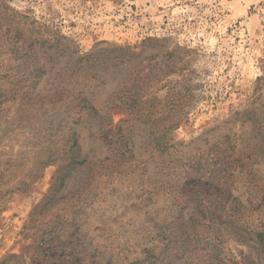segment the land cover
<instances>
[{
  "label": "rangeland",
  "instance_id": "rangeland-1",
  "mask_svg": "<svg viewBox=\"0 0 264 264\" xmlns=\"http://www.w3.org/2000/svg\"><path fill=\"white\" fill-rule=\"evenodd\" d=\"M263 226L264 0H0V264H264Z\"/></svg>",
  "mask_w": 264,
  "mask_h": 264
},
{
  "label": "trees",
  "instance_id": "trees-1",
  "mask_svg": "<svg viewBox=\"0 0 264 264\" xmlns=\"http://www.w3.org/2000/svg\"><path fill=\"white\" fill-rule=\"evenodd\" d=\"M118 50L121 51L123 49L119 48ZM150 78L151 77L149 75H147L145 77V79H147V80H149ZM134 89L135 90H134V92L131 95L132 96L131 97L132 98V103L128 106V108H132L133 110H138V106L140 105V104H138V102H140V100L137 101V97H135V96H137V93L140 92L141 86L135 85ZM77 100H79L80 102L81 101L85 102L87 104V107H88L89 110H92V111L94 110L95 111V108L91 104V100H89L87 97L84 96L83 98H78ZM174 112H176V111H173V113ZM155 113H157V111H154L153 109L152 110L150 109V110L147 111L146 116H152V115H155ZM256 121H257V119H256ZM171 122H172V120H171ZM177 123H178V121L172 122V123H170L169 127L171 125L173 127V126L177 125ZM75 146H77V145H76V140L74 139L72 147H75ZM81 163L82 162H79V161H77L76 158L72 157V159L70 161V165H69V171L67 173H65L64 178H66V179L69 178L73 174V171L78 166H80ZM193 183H198L199 185L201 184L199 181H191V182H187V183H185L183 185L188 186V185H191ZM201 186L204 187L207 190L208 193H211L212 196H216L217 195L216 194V191H217L216 188L211 186L210 184L203 183ZM219 191H221V190L219 189ZM230 203L233 206V209H232L233 212L239 211L241 209V202L238 199H232V201ZM210 204L213 205L209 201H205V202L201 201V202H198V204L195 206V208H194L195 210L193 209V213H196V214H199L200 216H202L204 219L207 220L208 224L211 223L209 226H206L205 228L215 227L217 225L218 219H219L218 214H216V212H215L216 209L212 211ZM196 214H193V216H190L188 218V220L183 222V224L184 225H189L187 227H189L190 229L196 227L197 224H198V220L196 221V218L194 219V215H196ZM236 223L237 222L235 221V224ZM246 232H249V235H247ZM239 234H241V235H238V236L241 237V239H244L246 241H251L253 246L259 247V249H261V251L264 253V226L262 228L260 227L259 231L258 230H254V229H249V228L247 229L246 228V229H244V231H242V233H239Z\"/></svg>",
  "mask_w": 264,
  "mask_h": 264
}]
</instances>
